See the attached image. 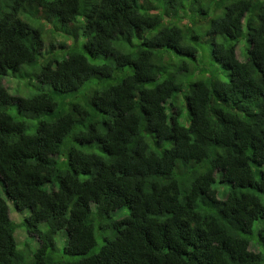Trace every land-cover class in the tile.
I'll list each match as a JSON object with an SVG mask.
<instances>
[{
	"label": "trees",
	"instance_id": "obj_1",
	"mask_svg": "<svg viewBox=\"0 0 264 264\" xmlns=\"http://www.w3.org/2000/svg\"><path fill=\"white\" fill-rule=\"evenodd\" d=\"M0 264H264V0H0Z\"/></svg>",
	"mask_w": 264,
	"mask_h": 264
},
{
	"label": "rangeland",
	"instance_id": "obj_2",
	"mask_svg": "<svg viewBox=\"0 0 264 264\" xmlns=\"http://www.w3.org/2000/svg\"><path fill=\"white\" fill-rule=\"evenodd\" d=\"M55 22H59L60 23V21L56 18V16H55ZM64 53V51H61L60 53H59V55H62ZM241 55V53L239 52V56ZM242 56V55H241ZM18 84H21L20 86L21 87H19V89L17 90V89H13V90H11V91H13V92H15V93H19V94H25V93H21L20 91H22V89H25V83L26 82H28V80L26 79V78H18L17 79V81H16ZM33 87H31V88H29V90L27 91V92H32V91H34L35 89H32ZM30 92V93H31ZM187 112V111H186ZM181 122L182 123H184V124H186L187 122L184 120V118H182L181 119ZM219 186V189L220 190H223L224 189V191H228L229 190V186L228 185H218ZM3 194H4V192L3 191H1ZM9 205H10V209L12 210L11 211V217L15 220V221H17V222H20V221H22V220H24V218H25V216L26 215H28L29 214V210H28V208H22V209H19L20 211H18L17 209V207L15 206V204L12 202V201H9ZM127 211V208L125 207V208H123L121 211H119V212H113V216H121V215H124L125 214V212ZM48 226V224L46 223V222H43L42 224H41V227L42 228H46ZM260 226V222L259 221H257L256 223H255V225H254V229H255V234L257 235V233H258V231H257V229H258V227ZM16 236H17V240L18 241H24L23 243H20L19 242V245H22V244H24V243H29L30 245H31V247H32V249H37V247L39 246V242L36 240V238L35 237H32L29 233H28V231H27V229H26V227L25 226H20L19 228H18V230H17V232H16ZM65 240H66V233H65V229H62V230H60L59 231V233L56 235V242H57V245H58V247H59V251L62 249V247L64 246V244H65ZM100 240H99V245H100ZM58 251V252H59ZM62 252H59V253H57V255H60Z\"/></svg>",
	"mask_w": 264,
	"mask_h": 264
},
{
	"label": "clouds",
	"instance_id": "obj_3",
	"mask_svg": "<svg viewBox=\"0 0 264 264\" xmlns=\"http://www.w3.org/2000/svg\"><path fill=\"white\" fill-rule=\"evenodd\" d=\"M18 211H20L19 209H17ZM11 209H10V216H11ZM12 218V217H11ZM13 219V218H12ZM14 220V219H13ZM15 221V220H14ZM17 224H20L21 223V221L20 222H17V221H15ZM16 238H17V236H16Z\"/></svg>",
	"mask_w": 264,
	"mask_h": 264
}]
</instances>
